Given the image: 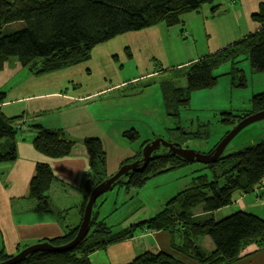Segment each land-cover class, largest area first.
I'll return each instance as SVG.
<instances>
[{"label":"trees","instance_id":"16d2710c","mask_svg":"<svg viewBox=\"0 0 264 264\" xmlns=\"http://www.w3.org/2000/svg\"><path fill=\"white\" fill-rule=\"evenodd\" d=\"M213 1L0 0L1 67L6 60L15 58L34 74L58 71L86 62L95 46L118 35L161 23L173 26L180 22L181 15L196 11L203 5L212 4ZM254 19L260 24L259 29L234 42L229 49L203 57L186 67L164 72L167 78L158 82V90L168 123V117L171 115L177 117L179 122L180 108L188 105L192 92L211 88L217 83L218 76L213 74V70L220 65L230 64L232 85L240 88L246 86L244 72L238 67L242 60L249 61L252 73L264 72V4L260 5ZM3 98V93H0V104ZM250 104L248 109L238 108L236 114L231 110L222 111L220 114L231 115L239 122L250 114L264 111V92L254 94ZM168 108H171V111L167 110ZM17 121L16 118H6L0 111V140H4L0 145V163L13 162L17 158L16 139L21 132V128L16 127ZM203 127L208 128V125H198L192 131H187L178 124L175 130L182 134V139L178 136V140L181 144L185 143L184 145L190 144L189 142L207 141L209 133L199 131ZM29 128L35 131L32 145L39 153L49 158H61L72 152L74 144L62 133L44 129L38 123ZM123 137L132 142L138 140L139 134L135 129H130L123 133ZM83 145L90 168L79 208L80 221L73 227L65 228L62 235L38 243L47 242L58 247L72 241L80 226L90 192L108 177L102 175L106 164L102 141L88 137L83 141ZM200 147L207 145L200 144ZM153 155L142 172L129 176L124 184L127 190H138L150 177L189 164L170 153H165L161 158ZM158 159H161L164 165L171 162L181 165L164 169V165H156L160 161ZM130 162L124 160L120 166ZM201 166L204 167L201 168L202 172L209 171L211 179H208L206 173L198 172L200 174L194 177L192 183L171 198L154 216L131 222L114 231L113 225L107 224L104 219H97L95 202L89 231L72 250L61 253L38 251L29 254L18 264H91L89 256L92 253L132 239L134 232L141 228L169 233L172 249L197 264L236 263L246 257L244 248L250 244L260 250L264 249V219L261 217L238 211L222 221L212 219V213L232 203L235 192L249 194L264 179V135H260L254 143L224 154L214 163ZM98 173L100 174L97 175ZM93 174L96 177L91 180ZM53 180L49 166L38 163L29 184V197L36 202L37 210L48 209L47 192ZM118 185L116 182L114 187ZM122 223L120 221L114 225L120 226ZM198 236L208 237L212 250L207 251L200 246L195 240ZM14 255L6 254L0 249V263ZM126 264L185 263L165 252L144 250Z\"/></svg>","mask_w":264,"mask_h":264},{"label":"crops","instance_id":"0c3cea01","mask_svg":"<svg viewBox=\"0 0 264 264\" xmlns=\"http://www.w3.org/2000/svg\"><path fill=\"white\" fill-rule=\"evenodd\" d=\"M261 4H264V0H214L212 4L203 5L197 12L182 16L178 23L181 26L180 31L187 32L192 41H182V48L174 52L173 48L170 51L171 56L167 49L170 48L168 30L164 25L157 24L118 35L95 46L86 62L40 75L28 70L31 74L27 76L31 79L29 84L21 83L10 90L0 89V93L4 95L0 104L1 113L6 118L18 119L17 122L25 120L24 124L16 123V127L21 128L16 139V160L0 163V249L6 254L14 255L19 249L62 235L65 228L73 227L80 221L79 208L90 168L83 141L88 137L100 139L99 133L91 131L98 129L96 123L82 125L83 114L74 112L80 105L108 93L124 90L126 93L128 89L139 86L144 81H155L157 77H164L167 75L164 72L186 67L199 58L216 54L231 46L259 29L260 24L254 16ZM213 38L215 44L211 47L209 45ZM202 43L206 52L199 49ZM184 50L188 54L183 53ZM11 94L13 98L8 100ZM124 97L134 100L131 93H126ZM237 109L231 111L236 114ZM116 119L122 120L113 118L112 121ZM89 120L97 121L92 115ZM36 123L44 129L62 133L74 144L72 152L61 158H49L36 151L32 145L35 131L29 128ZM110 127L116 128V136H113L124 146L128 142L123 133L130 129L137 131L128 120L123 124H111ZM144 134L150 133L144 131ZM3 143L4 140H0V145ZM124 156H117V160L126 159ZM38 163L47 164L54 178L47 192L49 203L46 211L37 210L36 202L29 197V184ZM198 172L205 173L201 168L193 171L195 174L191 175L189 185L200 174ZM153 177L155 176L149 179ZM123 188L124 198L131 199L138 192ZM173 197L174 195L163 203L161 208ZM106 202H99L98 199L95 214L98 220L104 219L107 223L108 220L111 221L108 216L112 211L104 210L101 213ZM238 211L253 213L264 219V179L249 194L235 192L232 203L212 213V219L222 221ZM158 212L140 220L148 219ZM195 240L206 250H212L208 237L198 236ZM244 249L246 257L233 264H264V249L260 250L251 244ZM144 250L165 252L185 264H197L172 249L169 233L148 231L144 228L137 229L132 239L92 253L89 259L91 264H126Z\"/></svg>","mask_w":264,"mask_h":264},{"label":"rangeland","instance_id":"374dc122","mask_svg":"<svg viewBox=\"0 0 264 264\" xmlns=\"http://www.w3.org/2000/svg\"><path fill=\"white\" fill-rule=\"evenodd\" d=\"M161 25L165 26L169 34L170 48H167L168 55H172L170 51H172L173 48V52L179 51L183 46L182 41H192L190 36L187 38L181 36L183 30L180 31L181 26H179V24L166 26L164 23H161ZM214 44L215 38L211 39L209 46L213 47ZM207 48L209 47L207 46ZM199 49L200 51L206 52V47L203 43L200 45ZM182 52L188 54L185 50ZM6 61L3 68L0 69V89L10 90L21 83L24 85L30 83L31 79L27 76L31 74L26 67H23L15 58H10ZM8 62L15 64L10 65ZM1 64L2 60L0 57V67ZM238 67L244 72V78L246 80L245 87L240 88L232 85L231 75H229L231 71L229 63L220 65L213 70V74L218 76L217 83L211 88L191 93L188 105L180 108L179 122L177 117L171 115V117H168V123L162 110L160 90H158L157 81L164 80L167 76L157 77L155 81L147 80L139 86L128 89L126 93H131L134 100L129 97H124L126 94L124 90L108 93L99 99H93L80 105L79 109L74 112L83 114L82 125L96 123L98 129L91 131H93V133H99L106 151L105 172H103L102 175L105 174L106 177H110L112 174L116 173L118 165L122 161L125 160L130 162L132 161L130 160L131 158L136 160L141 153L143 145L155 137H162L166 141L173 143L177 142L184 146L185 143L181 144L180 140H178V136L182 139L181 132L175 130L178 128V124L187 131H192V129L198 125L207 124L208 128L203 127L199 130L202 133H209L207 141L189 143L194 146L196 145L195 149L197 147L199 148L200 144L209 146V148H206L207 150L200 147L203 149L201 152L207 153L213 149L221 138L238 123V120H235L231 115L222 116L220 111L235 110L237 108L248 109L251 106L250 101L252 96L264 92V72L252 73L248 60H242L238 64ZM12 98V94L8 96V100ZM167 110L171 111V108ZM91 115L93 118L97 119V121H90ZM113 118L122 120L116 119L112 121ZM126 120H128L132 127H136L139 132V138L132 142L124 138L128 142V145L124 146L116 141V138L113 136V134L116 136V128L112 129L110 125L123 124ZM226 122L229 123V125ZM17 123L23 124L25 120ZM167 126L169 129H167ZM258 126L264 127V121L258 123ZM147 127L148 129H145ZM257 130L259 131V135H264V129L257 127ZM144 131H149L150 134H144ZM258 138H254L247 128L246 131L242 132L234 139L233 148L224 151V154L230 153L234 149L239 150L249 143H254ZM165 153L164 151H159L153 153V156L161 158ZM116 155L119 157L125 155L124 157H126V159L122 161L117 160ZM158 160H160L156 163L158 167L164 165L161 159ZM119 161L120 163H118ZM178 165L181 164L171 162L170 164L164 165V169L174 168ZM201 165L200 163H189L188 165H181L183 167H177L178 169L174 168V170L160 173V175L158 174L147 180L146 185L138 189V192L135 193L134 197L131 199L128 197L124 198V188L121 182L125 179H120L117 181V184L120 186L114 187L101 198H98L99 202L107 201L101 213H103L104 210L112 211L108 216V219H111V221L108 220L107 223L113 225V228H115L114 231L129 225L131 222L140 221L143 217H149L152 213L158 212L163 203L170 197L173 195L175 196L178 191L186 188L189 185L188 183L191 175L195 174L193 171L204 168ZM204 172L207 174L208 179H210L211 174L209 171L204 170ZM99 174L100 173L97 175ZM95 177L96 175L93 174L90 179H95ZM115 197L117 198L116 200H114ZM106 198H108V200H105ZM120 221L123 222L120 226L114 225Z\"/></svg>","mask_w":264,"mask_h":264},{"label":"water","instance_id":"95a60500","mask_svg":"<svg viewBox=\"0 0 264 264\" xmlns=\"http://www.w3.org/2000/svg\"><path fill=\"white\" fill-rule=\"evenodd\" d=\"M262 121H264V111L246 116L245 118L241 119L232 129H230L221 138L217 145L207 153L201 151L203 149L209 148L208 145L207 147H203V149H201L200 147H197L195 149L196 145L194 146L192 144H186L183 146L179 143L166 141L162 137H155L147 141L143 145L141 153L136 160L121 165L120 169H118L115 174L107 177L92 189L84 206L80 226L72 241L58 247H54L47 242L27 246L12 258L0 264H18L29 254H33L38 251L61 253L72 250L78 243H80L84 239L89 231L90 221L93 213V206L96 200L103 194L112 190L115 183L121 179V176L128 175L130 173L142 172L150 162L153 153L164 151L166 153L175 155L188 163H200L204 165L211 164L214 163L218 158L223 156L224 151L228 150L229 148H233L234 139L242 132L246 131L247 128L249 129V133L254 138H258L260 135L257 127L260 129H264V127L258 126V123Z\"/></svg>","mask_w":264,"mask_h":264},{"label":"bare ground","instance_id":"6f19581e","mask_svg":"<svg viewBox=\"0 0 264 264\" xmlns=\"http://www.w3.org/2000/svg\"><path fill=\"white\" fill-rule=\"evenodd\" d=\"M201 8V7H200ZM199 8V9H200ZM198 9V10H199ZM198 10H196V11H193V12H197ZM193 12H190V13H193ZM186 14H189V13H186ZM186 14H183V15H181V17L182 16H184V15H186ZM181 19V18H180ZM181 36L183 37V38H187L188 37V35H187V32H185V31H182V33H181ZM229 47L230 46H227L226 48H223L222 50H220L219 52H217V53H220V52H223L224 50H227V49H229ZM203 58V57H202ZM202 58H199V59H197L196 61H198V60H200V59H202ZM196 61H193L192 63H190V64H193L194 62H196ZM120 165H118V169H120ZM132 173H130V174H128V175H123V176H121V179H125L124 181H122V186L123 187H126L124 184H126V182L128 181V178H129V176L131 175ZM128 188V187H127ZM128 189H132V188H128Z\"/></svg>","mask_w":264,"mask_h":264},{"label":"clouds","instance_id":"9594fccd","mask_svg":"<svg viewBox=\"0 0 264 264\" xmlns=\"http://www.w3.org/2000/svg\"><path fill=\"white\" fill-rule=\"evenodd\" d=\"M114 188V187H113ZM104 195V194H103Z\"/></svg>","mask_w":264,"mask_h":264}]
</instances>
